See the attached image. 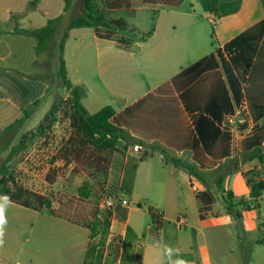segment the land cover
Instances as JSON below:
<instances>
[{"label": "crops", "instance_id": "crops-1", "mask_svg": "<svg viewBox=\"0 0 264 264\" xmlns=\"http://www.w3.org/2000/svg\"><path fill=\"white\" fill-rule=\"evenodd\" d=\"M8 1L0 0V25L15 22L7 30L21 34L17 30L25 28L18 15L8 14L18 7L9 8ZM131 4L134 14L148 9ZM95 38L97 70L85 80L74 78L69 68L68 37L69 78L87 89L83 104L90 113L112 105L113 123L148 145L132 147L125 158L124 202L113 207L102 264L121 263L128 228L138 236L134 264H264V193L257 208L248 211L256 203L245 176L256 171L264 178V162L254 155L264 154V0H184L179 10L159 11L153 32L130 49ZM105 62L127 69L107 72ZM0 79L1 87L9 86L8 76ZM151 145L205 171L236 161L203 220L196 195L204 185L167 163ZM0 207L6 217L0 264H35L34 234L42 217L75 227L69 264H84L88 227L1 197ZM149 208L161 220L156 232ZM118 227L122 235L114 240Z\"/></svg>", "mask_w": 264, "mask_h": 264}, {"label": "rangeland", "instance_id": "rangeland-1", "mask_svg": "<svg viewBox=\"0 0 264 264\" xmlns=\"http://www.w3.org/2000/svg\"><path fill=\"white\" fill-rule=\"evenodd\" d=\"M9 0L8 7H18L9 10L16 13L18 22L25 29H38L45 26L49 19L63 15V19L56 25L45 52L37 55L34 37L24 34L11 33L7 29L15 22H2L0 31V67L9 78V86H0V167L9 159L11 150L22 139L27 140V148L14 156L8 163L9 172L15 178V183L30 192L40 194L51 202V208L44 212L72 223L91 226L97 209H106L104 191L107 184L112 182L109 169L113 161L108 157H97L91 163L83 159L71 162L68 146L71 137L70 123L65 107L58 112V122L43 137L29 140L32 132L45 120L54 103L66 100L68 92L59 78V50L58 45L65 28L76 17L83 13V0H73L67 13H64V0ZM103 8V0H96ZM40 2V3H39ZM142 0H133L134 7L142 5ZM40 5L39 8H35ZM31 9V10H30ZM108 20H123L128 25V31L120 37L127 40L135 36H147L152 26V11L150 8L139 10L135 14L128 9L115 12L105 11ZM18 31V30H17ZM97 42L92 28H73L69 31L67 56L69 68L73 77L89 79L97 70ZM107 72L127 69L114 66L111 62L104 63ZM1 80V79H0ZM107 84L113 83L112 79ZM47 91H46V87ZM46 92V94H45ZM38 106L23 124L6 131L5 128L23 117V111L31 106L35 100ZM73 158V157H72ZM88 183L92 188L89 199L80 195L79 189ZM118 202H124L121 197ZM134 205L138 201L134 198ZM147 217V216H146ZM37 225L34 234L33 248L36 251L35 264H69L71 238L75 235V227L67 225L58 219H44ZM49 218V217H48ZM149 219V217H148ZM49 220V221H48ZM113 239L122 235V228L115 229ZM77 259L79 253H74ZM231 264V263H230Z\"/></svg>", "mask_w": 264, "mask_h": 264}, {"label": "trees", "instance_id": "trees-1", "mask_svg": "<svg viewBox=\"0 0 264 264\" xmlns=\"http://www.w3.org/2000/svg\"><path fill=\"white\" fill-rule=\"evenodd\" d=\"M143 4L152 11V26L149 34L155 29V22L159 11L163 9L179 10L182 8L184 0H142ZM32 1L31 3H35ZM64 13H67L73 4V0H64ZM123 9H132L131 0H103V8L98 6L96 0H83V13L76 16L69 25L65 28L63 36L59 42V78L63 83L65 90L68 92V98L60 102L54 103L51 110L48 112L45 120L37 127L35 132H32L29 140H34L37 137L46 136L50 130L58 122V112L61 107H65L67 118L70 123L71 137L69 139L70 160L83 159L91 163L97 157H108L109 162L113 161L112 167L109 169V175L112 177V182L107 184L104 191L106 209H97L95 212L94 222L91 226H86L91 230V243L86 254L84 264H102L108 235L110 233L111 220L113 217V207L115 204H108L110 199L119 200L120 179L124 167V162L129 150L132 147L140 146L147 147L143 141L133 137L129 131L115 125L112 118L116 114V109L112 105H106L95 113H90L83 99L87 96V89L81 85L74 84L68 75L66 60L64 58L65 44L69 37V31L73 28H92L97 38L105 40H114L120 46L130 49L134 42L144 41L147 36H135L127 40L120 37L121 33H133L128 31V25L123 20H108L105 16V11L115 12ZM63 15L54 19H49L47 24L41 28L18 29V32L30 37H34L37 41L35 52L37 55L45 52L50 39L55 31L57 24L61 22ZM39 100L35 101L31 106L23 111V117L10 124L5 128L6 131L16 128L18 125L28 119L34 107L38 106ZM153 150L159 151L165 158L167 163L174 165L176 168L187 172L192 180L201 182L205 189L200 190L196 197L199 204L201 219L212 210L216 202L215 194L221 189L223 179L228 172L234 169L236 161H230L225 167H219L213 171H205L188 160L172 156L170 152L159 145L149 146ZM27 148V140L22 139L20 143L13 147L7 162L0 167V197L10 202L22 205L26 208L34 209L38 212H44L45 209L51 208V202L40 194L27 191L19 187L15 183V178L9 172L8 163L10 160ZM260 162H264V154L254 153ZM247 184L250 187V197L256 203L261 199L264 193V178H259L256 171L245 175ZM80 195L89 199L92 194V188L88 183H85L79 189ZM231 195L228 194L227 198ZM139 207H142L138 204ZM227 211L233 213V204L227 203ZM250 206L247 210L250 211ZM254 208V209H255ZM149 215L153 221L152 231L156 232L161 227V220L151 208L148 209ZM239 216V214H236ZM137 234L128 228L124 242L123 252L120 264H134Z\"/></svg>", "mask_w": 264, "mask_h": 264}, {"label": "clouds", "instance_id": "clouds-1", "mask_svg": "<svg viewBox=\"0 0 264 264\" xmlns=\"http://www.w3.org/2000/svg\"><path fill=\"white\" fill-rule=\"evenodd\" d=\"M5 225H6V217L4 215V209L0 207V247H2L4 244L3 235H4Z\"/></svg>", "mask_w": 264, "mask_h": 264}, {"label": "built area", "instance_id": "built-area-1", "mask_svg": "<svg viewBox=\"0 0 264 264\" xmlns=\"http://www.w3.org/2000/svg\"><path fill=\"white\" fill-rule=\"evenodd\" d=\"M229 122H232L231 118L229 119ZM108 204H115V200L110 199V200L108 201ZM250 207H251V208H255V204L250 205ZM179 227H180V228H183V227H184V222H183L182 220L179 221Z\"/></svg>", "mask_w": 264, "mask_h": 264}, {"label": "water", "instance_id": "water-1", "mask_svg": "<svg viewBox=\"0 0 264 264\" xmlns=\"http://www.w3.org/2000/svg\"><path fill=\"white\" fill-rule=\"evenodd\" d=\"M241 160H242V162H244V159L243 158Z\"/></svg>", "mask_w": 264, "mask_h": 264}]
</instances>
